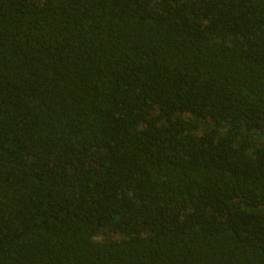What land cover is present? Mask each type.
Masks as SVG:
<instances>
[{
    "label": "trees",
    "instance_id": "obj_1",
    "mask_svg": "<svg viewBox=\"0 0 264 264\" xmlns=\"http://www.w3.org/2000/svg\"><path fill=\"white\" fill-rule=\"evenodd\" d=\"M0 264H264V0H0Z\"/></svg>",
    "mask_w": 264,
    "mask_h": 264
},
{
    "label": "rangeland",
    "instance_id": "obj_2",
    "mask_svg": "<svg viewBox=\"0 0 264 264\" xmlns=\"http://www.w3.org/2000/svg\"><path fill=\"white\" fill-rule=\"evenodd\" d=\"M97 238L99 241L104 242V241H110V240H119L121 236L115 233H111L109 231H103L102 233L98 235Z\"/></svg>",
    "mask_w": 264,
    "mask_h": 264
}]
</instances>
